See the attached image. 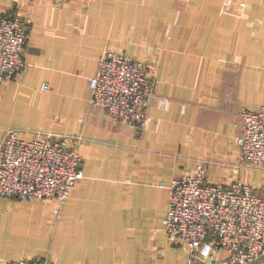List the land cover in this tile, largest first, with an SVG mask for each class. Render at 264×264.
Masks as SVG:
<instances>
[{"label":"crops","instance_id":"crops-1","mask_svg":"<svg viewBox=\"0 0 264 264\" xmlns=\"http://www.w3.org/2000/svg\"><path fill=\"white\" fill-rule=\"evenodd\" d=\"M13 12L30 37L0 88V142L79 138L83 177L57 215L0 197V264H211L165 237L169 184L202 163L211 183L264 190V164L237 143L240 110L264 106V0H0ZM108 51L152 68L145 129L89 104Z\"/></svg>","mask_w":264,"mask_h":264},{"label":"built area","instance_id":"built-area-1","mask_svg":"<svg viewBox=\"0 0 264 264\" xmlns=\"http://www.w3.org/2000/svg\"><path fill=\"white\" fill-rule=\"evenodd\" d=\"M29 37V27L19 13L0 15V88L25 68ZM154 83L152 68L108 51L89 79V104L142 130L148 124L146 109ZM239 116L241 160L264 164V106L243 107ZM78 143L79 138L70 135H36L25 140L13 130L6 131L0 142V197L29 203L52 200L57 215L83 177ZM169 191L163 226L170 242L185 245L194 257L211 264H257L264 258V190L239 181L211 183L200 163L192 173L173 179ZM12 264L47 263L23 258Z\"/></svg>","mask_w":264,"mask_h":264}]
</instances>
